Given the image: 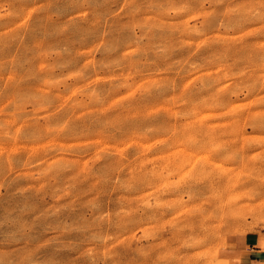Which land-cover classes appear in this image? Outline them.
<instances>
[{"label":"rangeland","instance_id":"1","mask_svg":"<svg viewBox=\"0 0 264 264\" xmlns=\"http://www.w3.org/2000/svg\"><path fill=\"white\" fill-rule=\"evenodd\" d=\"M264 235V0H0V264H228Z\"/></svg>","mask_w":264,"mask_h":264},{"label":"crops","instance_id":"2","mask_svg":"<svg viewBox=\"0 0 264 264\" xmlns=\"http://www.w3.org/2000/svg\"><path fill=\"white\" fill-rule=\"evenodd\" d=\"M220 256L228 264H264V235L236 234L220 248Z\"/></svg>","mask_w":264,"mask_h":264}]
</instances>
